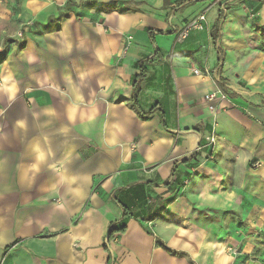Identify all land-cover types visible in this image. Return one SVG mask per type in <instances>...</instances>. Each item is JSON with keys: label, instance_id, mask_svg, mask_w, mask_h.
<instances>
[{"label": "crops", "instance_id": "0c3cea01", "mask_svg": "<svg viewBox=\"0 0 264 264\" xmlns=\"http://www.w3.org/2000/svg\"><path fill=\"white\" fill-rule=\"evenodd\" d=\"M119 1L141 5L135 13H101L107 32L94 27L90 46L69 48L68 69L56 57L47 68L22 59L0 64V264H219L225 231L219 217L235 207V194L221 185L230 162H205L196 148L211 132L225 150L257 144L264 137L260 97L245 104L229 79L242 60L219 31L213 0ZM208 7L203 30L179 38ZM33 25L32 36L46 27ZM148 29L163 35L152 44ZM146 58L138 103L143 112L157 110L141 119L130 98L137 64ZM216 68L219 78L192 74ZM244 83L256 86L253 78ZM210 94L213 102L205 100ZM229 102L261 119L225 111ZM211 105L224 108L214 113ZM157 200L164 207L156 217L128 220L124 233L107 241L122 208L145 204L152 212ZM158 242L183 255L168 254Z\"/></svg>", "mask_w": 264, "mask_h": 264}, {"label": "rangeland", "instance_id": "374dc122", "mask_svg": "<svg viewBox=\"0 0 264 264\" xmlns=\"http://www.w3.org/2000/svg\"><path fill=\"white\" fill-rule=\"evenodd\" d=\"M66 1L68 0H0V64L6 60L11 62L13 59H22L25 64L35 67L44 63L47 68L50 66L49 61L52 62L51 59L56 57L61 67L68 69L71 64L69 48L82 49L90 46V32L94 27L107 32V28L99 23L103 14L135 13L138 10L136 7L141 5L135 3L136 6H124L120 1L116 3L117 0H94L95 6L86 7L82 11L73 9V13L66 20L47 21L48 16H56L64 9ZM73 1L77 3L86 0ZM258 4L262 9L264 0H213L211 9L216 11L215 19H219V31L227 34V39L235 47V58L242 60L243 68L233 72L229 79L240 87L241 91H237L245 98L242 99L245 104L248 105L247 100L259 95L264 111V8L262 12L260 10L254 13L253 10ZM74 13L80 16L79 22L74 20ZM34 22L46 25L40 28L38 36L30 34V30H35ZM22 28L26 35V44L19 51ZM8 38L12 41L6 40ZM127 45L126 43V48ZM216 69L218 71L215 76L219 78L220 70ZM248 77L254 79L256 86L248 88L245 85L244 81ZM226 90L221 94L224 97L231 92ZM260 91L263 92L261 95ZM229 104L225 111L239 110L254 122L261 119L260 113L247 116L245 111L248 109L243 110L241 103ZM209 136L214 137L215 142L208 149H204L203 159L213 163L221 157L224 159L223 163L230 162L223 167L229 171L224 172L225 176L229 175L221 178V185L222 190L229 189L235 194L234 211L219 217L222 221L221 227L225 230H222V239H219V264H264V137L257 144L247 145L245 142L242 146L237 144L234 148L225 150L217 141L216 134L211 132ZM225 219L230 222V227L226 225Z\"/></svg>", "mask_w": 264, "mask_h": 264}, {"label": "trees", "instance_id": "16d2710c", "mask_svg": "<svg viewBox=\"0 0 264 264\" xmlns=\"http://www.w3.org/2000/svg\"><path fill=\"white\" fill-rule=\"evenodd\" d=\"M190 1H192V3L193 2L197 3V2H202L204 0H190ZM116 3H119V2H116ZM121 3L124 6H136V4L131 2V1H129V2H125V1L122 2L121 1ZM93 6H95L94 0H87V1L78 2V3H76L73 0H68V1H66L65 5H64V9L62 10V12H60V14L58 15V17L55 20L68 18L69 14L73 13V9H77L79 11V10H82L86 7H93ZM258 10H259V7L256 8L253 12L256 13ZM73 15L76 18V20L80 19V16L78 14L74 13ZM36 25H39V24H36ZM213 30H214V33L217 32V24L213 27ZM147 33L150 37V42L152 44H153V37L155 35H163V33L161 31L152 32V30H150V29L147 30ZM24 35H25L24 28H22L21 32H20V36L22 39H23ZM214 39H215V37H214ZM155 55H157V53L154 54V56ZM153 57H152V59H153ZM150 59L151 58H146L145 60H141L140 62H138L137 66H138V69L140 71V74L138 76H136L132 82V94H131L130 101H131L132 107L135 110L137 116L140 117L141 119L151 118L152 115L157 110V106H154L148 112H143L139 106V103H138V96L142 90V88H141L142 83H143L145 75L147 73L145 70V65H150V63H151ZM159 113H160V119H161V122L163 125L164 124V117H163L161 111H159ZM192 158H194V156H192ZM174 176H175V169L172 170L171 178H173ZM173 184L174 183L164 184V185H166V187H170ZM174 192H175V190L173 189L172 193H174ZM163 207H164V201L163 200H157L156 201V207L153 208L152 212H148V208L145 204L142 206V208L139 211H133V210H129L127 208H122V213H123L122 221H121V223L116 222V223L110 224L108 234H107V241H110L113 238V236L116 234L124 233L125 228H126V223L128 220H131V219L136 220V219L140 218L141 216H144V218L151 220L152 218L156 217L158 212H160L163 209ZM158 244L164 251H166L168 254H170L172 256L180 257L183 255L181 253L173 252V251L165 248L164 245L159 243V242H158Z\"/></svg>", "mask_w": 264, "mask_h": 264}, {"label": "built area", "instance_id": "2783aa9c", "mask_svg": "<svg viewBox=\"0 0 264 264\" xmlns=\"http://www.w3.org/2000/svg\"><path fill=\"white\" fill-rule=\"evenodd\" d=\"M210 9V7L206 8L200 15H198L197 17L189 20L188 22L185 23V25L182 27L181 31H180V38L184 39L186 38V36L188 35L189 32L191 31H202L203 30V23L205 22V15L207 13V11ZM130 40V38L128 39ZM213 73L216 75L217 72L216 71H210L208 69H204V70H199V69H193L192 70V74L196 77H201V78H208L211 77L213 75ZM216 98V94H210L207 97H205V100L207 102H213ZM224 96L221 95V100H224ZM217 108H220L219 106H217ZM217 108L213 105H211L209 107V109L211 111H213L214 113L216 112ZM221 109V108H220ZM215 142V138L214 137H210L207 136L204 139V142L201 143L200 145L197 146L196 148V154L201 153L202 151H204V149H208L210 146H212Z\"/></svg>", "mask_w": 264, "mask_h": 264}]
</instances>
